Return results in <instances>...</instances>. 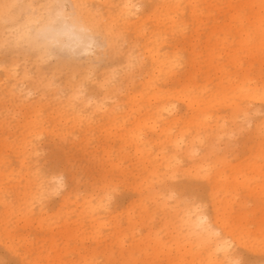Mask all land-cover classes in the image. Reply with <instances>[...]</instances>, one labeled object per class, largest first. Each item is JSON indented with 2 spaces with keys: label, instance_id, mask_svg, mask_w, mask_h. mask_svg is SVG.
Listing matches in <instances>:
<instances>
[{
  "label": "rangeland",
  "instance_id": "obj_1",
  "mask_svg": "<svg viewBox=\"0 0 264 264\" xmlns=\"http://www.w3.org/2000/svg\"><path fill=\"white\" fill-rule=\"evenodd\" d=\"M170 1L0 0V264H205L196 231L166 224L146 160L193 216L230 202L216 227L239 236V264H264V0ZM62 13L89 42H53L43 27ZM169 102L191 158L160 134ZM210 144L219 182L210 162L188 170Z\"/></svg>",
  "mask_w": 264,
  "mask_h": 264
},
{
  "label": "bare ground",
  "instance_id": "obj_2",
  "mask_svg": "<svg viewBox=\"0 0 264 264\" xmlns=\"http://www.w3.org/2000/svg\"><path fill=\"white\" fill-rule=\"evenodd\" d=\"M163 3L165 8L175 9L178 7V4H173V1L171 2L170 0H163ZM126 17H128V12L124 10L122 12V19H125ZM43 29L48 32L47 35L51 37L53 42H56L60 45L63 43L68 44V42L73 45L89 42V40L85 41L84 39V35L86 34V32L83 29H76L73 23H67L65 13H62L58 18L57 24L50 22L49 24L44 26ZM61 33H65L66 39L61 40V38L58 37V34ZM85 49L87 50L88 47H85ZM151 50L153 52H151ZM148 51L150 52L151 60L155 65V71L160 70L161 64L165 63L164 59L160 60L158 54L154 52L153 49H150ZM147 82L149 83L150 80L148 79ZM245 95L246 98L249 99V101L251 99L259 97L258 94L250 88L246 91ZM183 100L191 106L195 103L194 99L190 95H186ZM100 109L103 113H106L108 111V109L105 108V105H100ZM161 110H165L170 114L172 113L174 116L171 120L166 121L162 125V128H159L160 134H165L173 147L184 148V155L188 158H191L196 151L194 144L196 141L195 136L188 137L185 135L184 131H180L178 133H174L173 131H171L174 128L173 124L179 120L178 114L175 113L176 107L174 105H171L170 102L168 104H163ZM77 116L79 117L81 116V114H78ZM154 126L157 127V125ZM262 128H264V124L262 125ZM260 131L261 130H258V133ZM216 148L217 146L215 144H210L207 149L206 156L203 155L201 158H199L198 161H193L190 164L188 170L190 172H193L194 174L200 173L202 170L203 172H205V168L209 167L208 164L210 162L212 163V168L214 170V181L219 182L220 179H222V169L213 165L216 163L219 165L225 160L223 156L217 154ZM177 150L178 149L174 150V153L168 156L163 155V176L166 175L171 178L175 176L182 167L181 159L177 154ZM144 164L150 168V173H152V178L148 184V189L151 192L152 198L156 201L158 207H161L163 210H167L168 208L171 209V218H168L170 216V214L168 213V216L166 217V224L169 225L172 218H178V220L184 221V223L187 225V227L190 228V230L196 231L197 243L199 247L205 249L206 252L205 257L207 260L205 264H239L240 258L232 253L234 244L239 242V236L236 237L232 232V229L229 231L225 230L223 233H220L219 229L216 227V225H220V227H223V229L227 226L231 227V224L228 223L225 216L226 212L231 207V203L228 201H220L214 205V219L212 223L209 217L204 215V213L202 212H197L196 215L193 216L191 214L189 204H186L185 208L183 207L182 210L178 200L172 199L175 193L174 190H170L169 187H164L167 193L159 190L158 182L161 180L159 168L161 165L159 166V163L154 164L152 163V161L148 160H146ZM171 202L173 203L172 205ZM152 246L157 249L166 247L165 243L161 242L160 238L155 239L152 243ZM183 255L184 254H181V256Z\"/></svg>",
  "mask_w": 264,
  "mask_h": 264
},
{
  "label": "snow or ice",
  "instance_id": "obj_3",
  "mask_svg": "<svg viewBox=\"0 0 264 264\" xmlns=\"http://www.w3.org/2000/svg\"><path fill=\"white\" fill-rule=\"evenodd\" d=\"M218 235V234H217Z\"/></svg>",
  "mask_w": 264,
  "mask_h": 264
}]
</instances>
